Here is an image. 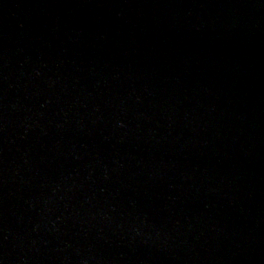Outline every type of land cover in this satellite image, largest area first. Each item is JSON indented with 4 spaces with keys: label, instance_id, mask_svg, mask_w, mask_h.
I'll list each match as a JSON object with an SVG mask.
<instances>
[{
    "label": "water",
    "instance_id": "obj_1",
    "mask_svg": "<svg viewBox=\"0 0 264 264\" xmlns=\"http://www.w3.org/2000/svg\"><path fill=\"white\" fill-rule=\"evenodd\" d=\"M0 264H264V0H0Z\"/></svg>",
    "mask_w": 264,
    "mask_h": 264
}]
</instances>
